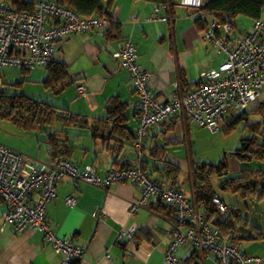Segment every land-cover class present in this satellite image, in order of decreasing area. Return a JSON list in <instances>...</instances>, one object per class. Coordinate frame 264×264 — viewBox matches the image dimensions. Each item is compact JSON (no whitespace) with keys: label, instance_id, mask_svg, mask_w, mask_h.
<instances>
[{"label":"crops","instance_id":"obj_1","mask_svg":"<svg viewBox=\"0 0 264 264\" xmlns=\"http://www.w3.org/2000/svg\"><path fill=\"white\" fill-rule=\"evenodd\" d=\"M153 12L154 3L150 0H116L110 15L117 25V38L107 39L104 34L108 27L106 23L101 30L87 35H71L59 41L54 61L64 65L68 74L67 85L59 91L47 89L55 95V103L44 95L34 98L90 119H104L105 104L111 98H118L127 106V127L135 134L138 98L128 72L121 66L120 59L113 56L121 51L127 40L135 45L138 64L150 73L149 89L160 101L170 99L173 82L176 81L179 87L182 82L184 89L190 90L199 84L203 70L217 68L223 61L217 50L202 39L203 31L195 26V17L191 12L178 6L177 17L173 21L156 22L150 20ZM78 84L85 86V96L77 94ZM165 121L148 131L142 152L136 153L130 143L123 142L124 147L117 151V156L108 152L103 142H94L88 131L70 130L68 143L72 150L66 158L80 165L92 164L100 176L113 167L116 157L118 164H137L139 157L145 160L143 165L147 172L154 166L158 168L167 163L179 170L186 168L184 184L190 177L189 164L195 158L194 153L202 148L201 140L196 138L206 139L211 132L197 129L196 124L184 114L179 120L170 117ZM170 123L174 125L170 127ZM48 134L32 138V146L23 136H19L21 141H17L19 138L5 139L0 144L35 160L49 162L52 158L46 151L45 143ZM152 152L161 159L154 161ZM153 172L158 175V170ZM160 176L163 178L162 174ZM162 186L169 187L168 184ZM180 191L184 194L182 189ZM191 195L186 197L191 199ZM67 196L74 197L73 206L65 203ZM137 199L138 190L129 184L117 183L101 189L64 178L56 185V198L46 206V218L59 237L83 248V258L71 264H163L174 213L169 219L156 212L155 207H149L131 214L130 206ZM4 213L5 207L0 203V264H61L62 256L42 244L40 232H16L4 224ZM122 231H130L132 236L115 245L117 234ZM106 254L109 259L105 258ZM178 256L184 264H195L188 246H183ZM203 259L204 264L208 261L215 264L214 258L209 255ZM260 259L264 264V258Z\"/></svg>","mask_w":264,"mask_h":264},{"label":"built area","instance_id":"obj_2","mask_svg":"<svg viewBox=\"0 0 264 264\" xmlns=\"http://www.w3.org/2000/svg\"><path fill=\"white\" fill-rule=\"evenodd\" d=\"M186 10H198L206 0H178ZM34 9L19 11L0 0V68L21 70L45 68L54 60L59 41L71 35H87L104 28L107 21L99 15L85 18L72 9L57 4L55 0H36ZM152 21H168L164 5L154 4ZM232 21L221 24L211 18L204 29L202 39L209 42L223 57L217 68L203 70L200 82L194 88L182 92L179 84L172 83L169 100L160 101L149 89L150 73L137 62V49L127 40L120 52L113 56L120 59L128 72L136 92L137 149L148 131L170 117L179 120L180 115L210 132L219 129V122L226 115L243 112L264 93V18L251 22L242 35L233 36ZM78 95L85 96L83 84L76 87ZM81 181L107 189L117 183L134 186L139 199L132 202L130 213L135 214L149 204H161L173 210L169 244L163 256V264H184L178 251L188 246L195 264H204L205 255L214 258L215 264H262L257 256H249L231 243V236H224L215 222L228 214L219 196L212 203L217 209L216 219L206 221L191 200L182 192L163 187L142 171L140 165L111 167L100 176L92 164L80 165L65 157L41 162L0 144V203L5 207L4 224L16 232H40L42 244L50 246L62 256L61 264H71L83 258V248L71 240L59 237L46 219V206L56 198V185L64 179ZM65 203L75 204L73 196ZM96 216V212L93 213ZM132 232L117 234L115 245ZM105 258L109 259L106 254Z\"/></svg>","mask_w":264,"mask_h":264},{"label":"trees","instance_id":"obj_3","mask_svg":"<svg viewBox=\"0 0 264 264\" xmlns=\"http://www.w3.org/2000/svg\"><path fill=\"white\" fill-rule=\"evenodd\" d=\"M3 1L19 11L30 12L34 9L36 2V0ZM150 1L157 5H164L170 21L177 17L178 0ZM55 2L72 9L85 18L99 15L106 19L108 27L104 32L105 36L108 40L117 38V25L112 21L110 15V9L116 0H55ZM263 10L264 0H206V4L202 8L187 11L191 12L190 14L195 17L194 24L202 32L211 18H215L221 24L232 21L233 30L235 18L245 17L253 21L262 17ZM242 34L240 33L239 35ZM231 37H234V35ZM44 69L47 70V78L43 82L46 89L52 88L59 91L67 85L68 74L61 62L53 60ZM21 71L26 72L27 70ZM179 75L181 76V72ZM21 85L22 82H18L12 86L19 89ZM180 90L186 92L182 82L180 83ZM126 107V104L118 98H111L103 108L106 112V117L104 119H90L87 116L70 113L66 109L58 108L49 102H44L22 93L8 94L6 91H0V120L10 122L21 131H34L43 126L51 125L54 120L61 124L60 129L49 133L45 140L46 151L52 159L66 158L71 153L72 148L68 143L70 130L88 131L90 138L94 142H103L106 150L112 155H116L118 150L123 149V142L130 143L136 153L138 151L142 152L145 138L142 140L140 148L137 149V137L127 127ZM135 113L137 119V108H135ZM249 115L256 116V119L254 121L249 120ZM242 121H244L243 128H248V136L241 138V145L233 150V155L241 162H264V102L256 101L250 106L249 110L224 116L219 122L218 131L229 134L235 128V125ZM170 124V127L174 125V123ZM111 144L113 146H110ZM152 153L154 161L161 159L160 156L155 155V152ZM137 159L139 160L137 164L150 178L159 184L162 183L161 185L168 184L169 187H173L178 191L181 190V185L179 186L180 188L177 186L178 174H180L179 169L171 164L164 163L158 168L153 165L154 169L147 172V168L143 165L145 160L139 157ZM118 163L116 157L113 166L128 167L133 165L128 162ZM189 166L190 177L186 181L190 185V193L192 194L190 200L194 207L203 213L205 220L208 222L216 219L217 216V209L212 203L213 197L217 195L210 182V177L213 175L221 178L217 184L218 190L239 194L242 198L250 197V195L256 196L258 199L264 197V171L262 170L242 168L238 175L229 177L225 158L216 165L191 162ZM157 170L158 175L156 176L153 171ZM160 173L163 178H161ZM149 207H155L156 212L171 219L173 213L171 208L159 203L155 205L151 203ZM225 216L217 220L215 225L222 235L232 237L231 243L238 244L234 227L227 217L224 219ZM256 231L255 234L257 236H262L259 230L256 229ZM255 234H249L247 239H257Z\"/></svg>","mask_w":264,"mask_h":264},{"label":"rangeland","instance_id":"obj_4","mask_svg":"<svg viewBox=\"0 0 264 264\" xmlns=\"http://www.w3.org/2000/svg\"><path fill=\"white\" fill-rule=\"evenodd\" d=\"M251 22L250 19L245 17L235 18L233 35L239 36L240 33L248 31L251 27ZM46 77L47 70L43 68L26 72L21 71L19 68H0V91H6L8 94L22 93L31 97L44 95L51 98L52 103H55V95L51 91H48L43 84ZM18 82H22L21 87L19 89L14 88L12 85ZM259 99L264 102V93ZM247 110H249V108ZM249 118V120L254 121L256 116L249 115ZM60 127L61 124L57 120H54L51 125L43 126L35 132H28L17 129L8 121L0 120V143H3L5 139L13 140L14 138H19L17 141H21L22 138L19 136H23L26 142L29 141V145L32 146V138L41 137L43 133L57 131ZM243 127L244 121L235 125V128L229 134H224L221 131L210 133L207 128L197 126V129L208 132L210 135L207 136L206 139L200 137L196 138V140H201L202 148L200 151L194 153L195 158H193L192 161L195 163L201 162L216 165L225 158L229 177L238 175L242 168L264 171V162H241L233 155V150L239 148L241 145V138L248 136V128ZM29 138H31V140H29ZM185 169L180 170L181 175L178 183L181 185V189L184 191L185 196H189V184L187 182L183 184L185 180L183 178L186 177ZM220 179V177L213 175L210 177V182L217 195L226 207H228V214L224 219L227 217L234 227L240 250L245 251L249 256L264 258V197L258 199L256 196L250 195V197L242 198L239 194L218 190L217 184L220 182ZM256 229L262 233V236L259 237L255 234L257 232ZM249 234H255L257 239H247ZM207 264H211V261H208Z\"/></svg>","mask_w":264,"mask_h":264}]
</instances>
